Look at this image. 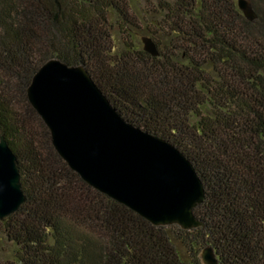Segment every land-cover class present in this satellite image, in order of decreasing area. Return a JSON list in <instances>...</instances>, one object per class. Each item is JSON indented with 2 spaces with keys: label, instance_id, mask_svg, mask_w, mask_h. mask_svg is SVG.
Returning <instances> with one entry per match:
<instances>
[{
  "label": "trees",
  "instance_id": "trees-1",
  "mask_svg": "<svg viewBox=\"0 0 264 264\" xmlns=\"http://www.w3.org/2000/svg\"><path fill=\"white\" fill-rule=\"evenodd\" d=\"M249 1L253 21L237 0H158L139 16L159 56L127 45L115 59L111 16L136 26L127 0H0V135L26 197L0 221V264H200L205 246L219 264H264V0ZM50 59L83 65L127 122L189 160L202 228L155 227L64 163L26 97Z\"/></svg>",
  "mask_w": 264,
  "mask_h": 264
},
{
  "label": "water",
  "instance_id": "water-1",
  "mask_svg": "<svg viewBox=\"0 0 264 264\" xmlns=\"http://www.w3.org/2000/svg\"><path fill=\"white\" fill-rule=\"evenodd\" d=\"M237 6L247 20H255L249 0H237ZM141 42L145 53L159 56L150 37ZM26 97L58 156L88 186L155 227L204 226L194 210L205 202V191L189 160L166 140L127 122L83 65L46 61ZM25 200L17 157L0 135V221ZM198 257L200 264H219L210 246Z\"/></svg>",
  "mask_w": 264,
  "mask_h": 264
},
{
  "label": "rangeland",
  "instance_id": "rangeland-1",
  "mask_svg": "<svg viewBox=\"0 0 264 264\" xmlns=\"http://www.w3.org/2000/svg\"><path fill=\"white\" fill-rule=\"evenodd\" d=\"M129 5L132 8L131 13V22L136 23V26H128L123 24L117 25V22L114 21V18L111 16V41L110 47L111 52L110 55L112 58L120 57L122 54L123 49L129 45H135L138 47L139 50H143L141 39L143 37H150L144 30V25L141 17L139 14H143L146 8L149 6H155V3L158 0H127ZM39 134H41V129H38ZM11 247L10 245L6 244L2 240H0V260H3V257H6L8 253H10ZM5 254V255H4ZM8 257V256H7Z\"/></svg>",
  "mask_w": 264,
  "mask_h": 264
}]
</instances>
